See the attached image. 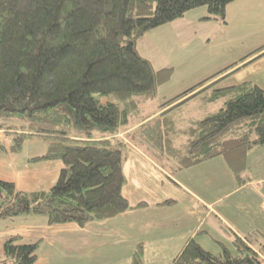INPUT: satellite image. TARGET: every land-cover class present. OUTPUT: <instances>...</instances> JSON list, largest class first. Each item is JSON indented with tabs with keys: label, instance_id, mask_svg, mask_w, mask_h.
Masks as SVG:
<instances>
[{
	"label": "trees",
	"instance_id": "1",
	"mask_svg": "<svg viewBox=\"0 0 264 264\" xmlns=\"http://www.w3.org/2000/svg\"><path fill=\"white\" fill-rule=\"evenodd\" d=\"M232 1L0 0V151L16 154L39 138L46 149L30 161L63 164L47 190L24 193L0 179V220L41 215L50 225L84 226L143 205L131 206L122 193L125 142L118 135L138 123L135 133L171 173L221 157L242 181L247 153L264 145V89L231 84L227 71L264 53V44L161 102L153 117L142 106L172 68L153 69L136 47L149 30L197 7L206 8L207 19L224 20ZM136 139L129 140L142 146ZM262 240L259 231L234 236L214 254L190 238L169 264H264ZM39 244L8 237L0 264H36ZM140 254L133 253V264H141Z\"/></svg>",
	"mask_w": 264,
	"mask_h": 264
},
{
	"label": "crops",
	"instance_id": "2",
	"mask_svg": "<svg viewBox=\"0 0 264 264\" xmlns=\"http://www.w3.org/2000/svg\"><path fill=\"white\" fill-rule=\"evenodd\" d=\"M242 4L251 15L243 17L244 26L264 21V0H243ZM153 30L146 32L136 44L139 54L145 58H149L148 51L141 40ZM259 44L258 47L262 46L264 41ZM227 73L226 80L231 84L247 81L264 89V53L251 55ZM189 107L195 108V103ZM157 113L151 112L150 117ZM138 125L123 129L118 135L125 142L126 181L122 193L131 206L140 202H144L143 205L99 222L105 227L100 232L91 230L96 226L94 222L88 226L50 225L41 215H26L23 226L15 223L16 218L0 220V247L8 237L19 235L24 238L23 242L40 240L36 264H50L53 257L61 264H90L86 255L90 254L88 239L118 237L125 247L121 251L123 259L116 264H133L132 255L136 251L152 254V264H169L190 238L217 254L219 243L231 246L234 236L243 238L252 231L264 235V145L247 153L242 181L235 178L221 157L171 173L168 161L162 167L153 159L146 147L152 146L140 134L135 133L143 147L127 138ZM45 149L43 140L30 138L19 153L0 151V179L14 183L16 189L24 193L49 189L57 181L63 164L59 160L30 161ZM166 200L170 202L163 203Z\"/></svg>",
	"mask_w": 264,
	"mask_h": 264
},
{
	"label": "rangeland",
	"instance_id": "3",
	"mask_svg": "<svg viewBox=\"0 0 264 264\" xmlns=\"http://www.w3.org/2000/svg\"><path fill=\"white\" fill-rule=\"evenodd\" d=\"M242 1L234 0L226 6L224 20L207 19L206 8L197 7L160 26L159 29H152L153 31L142 38L141 42L148 51L149 58H146L151 62L152 68H172L169 81L158 88L153 100L142 106L144 115L155 111L158 104L204 79L210 72L232 64L234 60L250 53L264 41V21L255 22V26L242 24L243 17L249 14L246 5H241ZM221 105L222 100H219L208 108L213 111ZM193 113H197V110L193 109ZM127 137L131 141H137L135 132ZM155 159L161 165L166 163L164 157ZM15 218L18 225L23 226L26 222L24 215ZM92 222L96 226L91 230H105L99 223L102 221H90L85 225L88 226ZM87 245L90 247V254H86L90 264H116L123 259L121 251H124L125 246L120 244L118 237L98 236L94 240L88 239ZM140 256L142 264H152V254L141 253ZM146 260L148 261L145 263ZM50 264L61 263H56V258L53 257Z\"/></svg>",
	"mask_w": 264,
	"mask_h": 264
},
{
	"label": "built area",
	"instance_id": "4",
	"mask_svg": "<svg viewBox=\"0 0 264 264\" xmlns=\"http://www.w3.org/2000/svg\"><path fill=\"white\" fill-rule=\"evenodd\" d=\"M1 138H2V131L0 130V140H1Z\"/></svg>",
	"mask_w": 264,
	"mask_h": 264
}]
</instances>
